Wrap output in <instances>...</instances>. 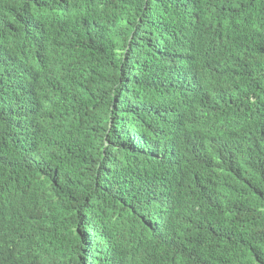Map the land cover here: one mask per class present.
Instances as JSON below:
<instances>
[{
	"label": "trees",
	"instance_id": "16d2710c",
	"mask_svg": "<svg viewBox=\"0 0 264 264\" xmlns=\"http://www.w3.org/2000/svg\"><path fill=\"white\" fill-rule=\"evenodd\" d=\"M0 54L4 264H264V0H0Z\"/></svg>",
	"mask_w": 264,
	"mask_h": 264
},
{
	"label": "clouds",
	"instance_id": "9594fccd",
	"mask_svg": "<svg viewBox=\"0 0 264 264\" xmlns=\"http://www.w3.org/2000/svg\"><path fill=\"white\" fill-rule=\"evenodd\" d=\"M21 33H22V37H23V39L24 40H26L27 42H30V43H32V41H29L28 40V33H29V31L23 26V28L21 29ZM39 34H40V32L39 33H37V34H35V37H39ZM34 39V38H33ZM185 56H189L190 58H192L194 61L196 60V59H194L190 54H185ZM0 58L2 59V61H3V63H0V69H2V68H8L9 67V64L8 63H5V57L2 55V54H0ZM112 251H110V252H107V253H105L104 254V256L105 255H109V253H111ZM29 260H24L21 264H38L37 263V261L34 259L33 261H31V262H28ZM0 264H4V258L2 257V256H0Z\"/></svg>",
	"mask_w": 264,
	"mask_h": 264
}]
</instances>
